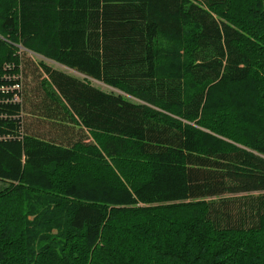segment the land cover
Segmentation results:
<instances>
[{
	"label": "trees",
	"instance_id": "trees-1",
	"mask_svg": "<svg viewBox=\"0 0 264 264\" xmlns=\"http://www.w3.org/2000/svg\"><path fill=\"white\" fill-rule=\"evenodd\" d=\"M0 89V264H264V0H0Z\"/></svg>",
	"mask_w": 264,
	"mask_h": 264
},
{
	"label": "rangeland",
	"instance_id": "rangeland-1",
	"mask_svg": "<svg viewBox=\"0 0 264 264\" xmlns=\"http://www.w3.org/2000/svg\"><path fill=\"white\" fill-rule=\"evenodd\" d=\"M51 66H52L53 68L60 69V70L66 72V73H68V74H71V75H75V76L81 77L79 74L75 73L74 71H71V70H69V69H67V68H64V67H61V66H58V65H54V63H51ZM91 82H92L93 85H95L96 87L101 88L102 90H105V91H114V92H116V90H114V89H112V88H109V87H107V86H105V85H103V84H100V83L95 82V81H91ZM6 185H7V183H6L5 181H1V180H0V190H2L3 188H5Z\"/></svg>",
	"mask_w": 264,
	"mask_h": 264
},
{
	"label": "crops",
	"instance_id": "crops-1",
	"mask_svg": "<svg viewBox=\"0 0 264 264\" xmlns=\"http://www.w3.org/2000/svg\"><path fill=\"white\" fill-rule=\"evenodd\" d=\"M46 62L51 66V63H54V65H58V66H61V65H59V64H57V63H55V62H52V61H49V60H46ZM52 67V66H51ZM61 67H64V66H61ZM65 68V67H64ZM57 69V68H56ZM70 70V69H69ZM72 71V70H71ZM76 73V72H75ZM95 82H98V81H95ZM98 83H100V82H98ZM100 84H102V83H100ZM99 88V87H98ZM101 89V88H100ZM116 93H118V91L116 90Z\"/></svg>",
	"mask_w": 264,
	"mask_h": 264
},
{
	"label": "built area",
	"instance_id": "built-area-1",
	"mask_svg": "<svg viewBox=\"0 0 264 264\" xmlns=\"http://www.w3.org/2000/svg\"><path fill=\"white\" fill-rule=\"evenodd\" d=\"M1 89H2V88H1ZM1 89H0V90H1ZM4 89H5V87H4Z\"/></svg>",
	"mask_w": 264,
	"mask_h": 264
}]
</instances>
